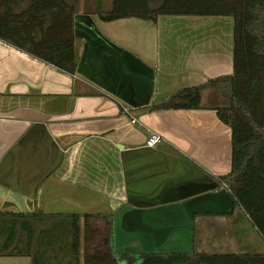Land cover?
<instances>
[{
	"label": "crops",
	"instance_id": "obj_1",
	"mask_svg": "<svg viewBox=\"0 0 264 264\" xmlns=\"http://www.w3.org/2000/svg\"><path fill=\"white\" fill-rule=\"evenodd\" d=\"M66 1L74 36H34L38 52L0 38V256L84 264L73 224L84 231L87 215L111 219L119 260L264 254V237L222 179L233 139L215 106L226 97L206 87L197 108L159 107L234 74V18L108 21L98 13L113 0ZM71 42L73 71L45 59ZM150 130L164 137L154 147Z\"/></svg>",
	"mask_w": 264,
	"mask_h": 264
},
{
	"label": "trees",
	"instance_id": "obj_2",
	"mask_svg": "<svg viewBox=\"0 0 264 264\" xmlns=\"http://www.w3.org/2000/svg\"><path fill=\"white\" fill-rule=\"evenodd\" d=\"M74 12L66 0H0V38L31 42L38 52L34 36H74ZM98 14L108 21L129 16L157 20L166 14L234 18V74L181 90L159 107L197 108L206 87L226 97L215 106L218 116L231 126L233 139L232 170L222 179L264 237V0H113L111 9ZM45 59L73 71V42L68 51ZM111 224L107 216L87 215L81 231L75 221L73 250L79 252L84 245V264H121V259L126 264H264V254L124 253L119 260L110 246Z\"/></svg>",
	"mask_w": 264,
	"mask_h": 264
},
{
	"label": "built area",
	"instance_id": "obj_3",
	"mask_svg": "<svg viewBox=\"0 0 264 264\" xmlns=\"http://www.w3.org/2000/svg\"><path fill=\"white\" fill-rule=\"evenodd\" d=\"M124 108L126 111H129L128 108H126V107H124ZM132 120L134 122H139V120L135 117H133ZM163 140H164V137L160 133L153 131V130H150V134L146 140V145L149 147H154L157 144H159L160 142H162Z\"/></svg>",
	"mask_w": 264,
	"mask_h": 264
},
{
	"label": "rangeland",
	"instance_id": "obj_4",
	"mask_svg": "<svg viewBox=\"0 0 264 264\" xmlns=\"http://www.w3.org/2000/svg\"><path fill=\"white\" fill-rule=\"evenodd\" d=\"M153 6H157L158 3H153ZM0 264H26L25 259L21 255H13V256H0ZM132 264H140V261L134 262Z\"/></svg>",
	"mask_w": 264,
	"mask_h": 264
},
{
	"label": "water",
	"instance_id": "obj_5",
	"mask_svg": "<svg viewBox=\"0 0 264 264\" xmlns=\"http://www.w3.org/2000/svg\"><path fill=\"white\" fill-rule=\"evenodd\" d=\"M108 237L110 238V233H108Z\"/></svg>",
	"mask_w": 264,
	"mask_h": 264
}]
</instances>
